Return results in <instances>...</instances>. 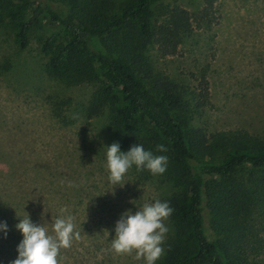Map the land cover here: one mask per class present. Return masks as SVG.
<instances>
[{"label":"trees","instance_id":"1","mask_svg":"<svg viewBox=\"0 0 264 264\" xmlns=\"http://www.w3.org/2000/svg\"><path fill=\"white\" fill-rule=\"evenodd\" d=\"M217 2L203 0L194 15L163 0H0V27L19 50L44 19L57 25L41 44L49 54L45 73L67 86L96 84L86 118L108 110L110 138L122 152L139 144L168 157L166 171L155 176L171 189L163 202L174 209L173 236L156 264H264V137L194 126L208 103L207 82L196 97L148 56L151 47L161 57L176 55L196 28L216 25ZM158 144L168 151L156 152ZM132 169L139 180L153 179ZM16 189L14 199L30 205L29 192L21 196L29 189Z\"/></svg>","mask_w":264,"mask_h":264},{"label":"rangeland","instance_id":"2","mask_svg":"<svg viewBox=\"0 0 264 264\" xmlns=\"http://www.w3.org/2000/svg\"><path fill=\"white\" fill-rule=\"evenodd\" d=\"M163 3L194 15L203 6V0ZM50 5L60 14L66 11ZM216 10L218 23L196 28L176 55L161 57L151 47L148 56L158 72L195 96L199 84L207 82L208 103L194 126L209 133L244 130L264 137V0H218ZM55 30L57 25L44 19L19 50L12 34L0 27V222L7 225L6 235L0 230V264L18 257L23 236L15 225L20 218H36L32 222L52 234L51 222L64 207L65 215L74 216L80 239L61 250L59 264H143L134 254L111 250L116 223L128 210L134 214L144 203L163 202L171 189L155 175L139 180L132 168L123 186L110 183L109 111L92 119L85 115L96 84L67 86L45 73L49 54L41 44ZM68 181L76 186L68 187ZM17 186L29 189L21 196L29 192L30 205L14 199ZM203 216L211 237L204 206ZM165 223L168 241L173 229ZM260 260L264 263V254Z\"/></svg>","mask_w":264,"mask_h":264},{"label":"clouds","instance_id":"3","mask_svg":"<svg viewBox=\"0 0 264 264\" xmlns=\"http://www.w3.org/2000/svg\"><path fill=\"white\" fill-rule=\"evenodd\" d=\"M106 168L109 181L114 186L121 184L124 175L135 166L137 171L147 170L152 175L163 174L167 168L168 157L155 155L145 150L143 145L134 144L126 153L121 152L117 142L106 146ZM168 149L163 144L156 145V152L164 153ZM65 181H61L63 185ZM68 187H75L72 181ZM67 207L60 209V215L51 222V233L42 224H34L29 215L20 218L15 225L23 236L17 247L18 257L12 264H59L62 249L71 247L73 240L80 239L76 231L74 216L65 215ZM174 209L168 202L156 200L144 203L133 214L124 212L115 226V236L111 240V250L117 255H133L143 264H156L165 255L164 244L169 232L166 221ZM0 230L7 234L6 222H0Z\"/></svg>","mask_w":264,"mask_h":264}]
</instances>
